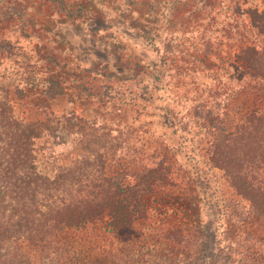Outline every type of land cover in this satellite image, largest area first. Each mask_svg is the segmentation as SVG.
I'll use <instances>...</instances> for the list:
<instances>
[{
  "label": "rangeland",
  "instance_id": "rangeland-1",
  "mask_svg": "<svg viewBox=\"0 0 264 264\" xmlns=\"http://www.w3.org/2000/svg\"><path fill=\"white\" fill-rule=\"evenodd\" d=\"M259 16L264 0H0V96L51 128L35 141L41 172L102 170L133 184L161 166L164 177L133 228L112 231L103 218L71 229L43 242L52 258L31 240L39 263L214 264L223 245L261 256L263 224L240 219L210 162L218 133L261 105L241 52L263 48ZM49 77L63 87L54 98ZM21 250L0 240V264Z\"/></svg>",
  "mask_w": 264,
  "mask_h": 264
},
{
  "label": "trees",
  "instance_id": "trees-1",
  "mask_svg": "<svg viewBox=\"0 0 264 264\" xmlns=\"http://www.w3.org/2000/svg\"><path fill=\"white\" fill-rule=\"evenodd\" d=\"M259 17L254 24L264 33V22ZM241 52L253 79L264 87V46L241 45ZM69 64L65 62L64 68L71 69ZM45 86V93L52 98L63 92L61 83L53 77L47 78ZM106 88L107 92L109 87ZM260 104L249 109L243 121L231 126L227 134L218 133L210 162L224 171L234 195L240 198L232 201L241 209L240 219L264 226V94ZM48 131V123L40 119H20L9 96H0V240L26 249L17 252L8 264H47L41 260L39 263V258L29 253L33 250L31 240L39 242L41 253L52 258L51 251L56 248L45 247V240L103 218L112 231L133 228L147 216V199L163 183L161 166L142 169L133 184L105 175L102 170L100 175L84 171L74 176L70 167L58 166L55 173H42L35 141ZM240 202H245L244 206H238ZM261 242L264 244V240ZM233 251V245L218 247L214 264H255L264 260V250L256 259L252 254L238 256Z\"/></svg>",
  "mask_w": 264,
  "mask_h": 264
}]
</instances>
